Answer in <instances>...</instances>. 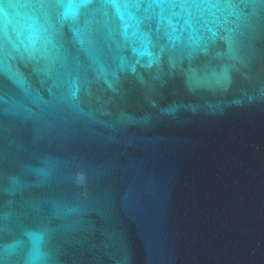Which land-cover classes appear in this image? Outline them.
I'll return each mask as SVG.
<instances>
[{"label": "water", "instance_id": "obj_1", "mask_svg": "<svg viewBox=\"0 0 264 264\" xmlns=\"http://www.w3.org/2000/svg\"><path fill=\"white\" fill-rule=\"evenodd\" d=\"M0 264H264V0H0Z\"/></svg>", "mask_w": 264, "mask_h": 264}]
</instances>
